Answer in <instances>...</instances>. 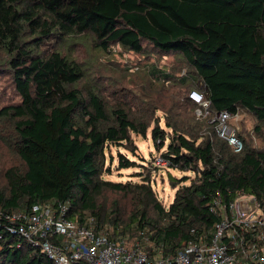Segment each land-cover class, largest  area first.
<instances>
[{
  "label": "trees",
  "instance_id": "1",
  "mask_svg": "<svg viewBox=\"0 0 264 264\" xmlns=\"http://www.w3.org/2000/svg\"><path fill=\"white\" fill-rule=\"evenodd\" d=\"M84 36L103 50L117 44L138 53L176 52L185 74L149 71L165 83L188 82L187 91L167 88L161 105L144 93L133 105L119 98L122 88L110 101L90 82L80 88L84 70L70 43ZM2 73L20 99L0 107V139L18 158L0 184V264H55L40 243L13 231L18 222L10 215L36 203L67 202L69 216L92 218L95 232L143 236L164 255L209 234L214 196H252L264 209V0H0ZM193 88L212 114L253 118L251 128L238 131L241 151L216 135L209 116L196 117ZM148 130L154 145L165 147L167 168L193 173L170 175L167 205L149 174L104 178L111 146L137 156L133 134ZM117 157L118 170L138 164L119 149ZM105 192L119 195L108 211L99 203Z\"/></svg>",
  "mask_w": 264,
  "mask_h": 264
},
{
  "label": "built area",
  "instance_id": "2",
  "mask_svg": "<svg viewBox=\"0 0 264 264\" xmlns=\"http://www.w3.org/2000/svg\"><path fill=\"white\" fill-rule=\"evenodd\" d=\"M188 97L198 105L196 117L209 116L216 135L234 152L241 151L243 141L238 131L245 129L230 122L238 113L212 114L209 101L196 88ZM157 162L168 165L161 156ZM67 208V202H43L33 204L30 210L16 211L10 215L18 222L13 231L40 243L55 264H264V209L252 196L242 195L232 201L214 196L209 210L216 221L209 234L166 255L154 251L143 236L128 245L127 236L113 239L103 231L95 232L92 218L81 222L77 215L70 217Z\"/></svg>",
  "mask_w": 264,
  "mask_h": 264
},
{
  "label": "rangeland",
  "instance_id": "3",
  "mask_svg": "<svg viewBox=\"0 0 264 264\" xmlns=\"http://www.w3.org/2000/svg\"><path fill=\"white\" fill-rule=\"evenodd\" d=\"M48 43L44 44L47 48ZM149 49V47L147 48ZM70 53L80 66L83 68L84 78L80 82L79 87L83 89L84 83H89L108 101L113 100V91L122 88L121 96L126 95V100L130 103L136 104L138 97L143 96L144 93L150 94L154 99L156 98L161 105V102L166 101L164 97L165 91L169 87L174 89H184L187 91L188 82L180 84L174 78L165 83L162 80H157L151 73L152 67L161 68L167 73H171L174 77H180L185 74L182 69L178 67V56L176 52L169 51L167 53L158 54L154 51L148 52H133L120 48L117 44H113L109 50H103L96 47L93 41L87 37H79L73 39L70 43ZM184 68V67H182ZM86 81V82H85ZM189 81H191L189 79ZM173 85V86H171ZM168 91V90H167ZM141 98V97H140ZM20 97L16 94L10 76L7 73L0 74V107L10 103L19 101ZM157 115H162V111L156 112ZM230 122L233 126L241 125L245 131L252 127L253 118L246 115L244 112H239L238 115L232 116ZM161 125L163 122L161 121ZM134 143L137 146V156H133L128 150L122 147L117 148L111 146V153L113 161L111 166V173L105 174L104 178L113 181L127 180L137 181L140 179V173L149 174L151 178L152 187L157 193L159 199L167 205L173 198L174 190L169 184V177H180L184 174L193 176L192 172H184L177 168H167L157 162L161 151L165 147L158 149L148 130L146 136L133 134ZM124 153L128 158L136 161V166L117 169L118 164L117 150ZM141 163V165L139 164ZM18 164V158L10 151L5 143L0 139V184L4 182L3 172L6 168ZM119 195L111 192H105L99 199V203L110 210L112 202L117 199ZM122 199L120 204L122 203ZM134 239H129L127 242L130 245Z\"/></svg>",
  "mask_w": 264,
  "mask_h": 264
}]
</instances>
